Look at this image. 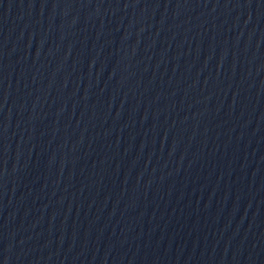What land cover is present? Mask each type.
Masks as SVG:
<instances>
[{"label": "water", "instance_id": "95a60500", "mask_svg": "<svg viewBox=\"0 0 264 264\" xmlns=\"http://www.w3.org/2000/svg\"><path fill=\"white\" fill-rule=\"evenodd\" d=\"M0 264H264V0H0Z\"/></svg>", "mask_w": 264, "mask_h": 264}]
</instances>
